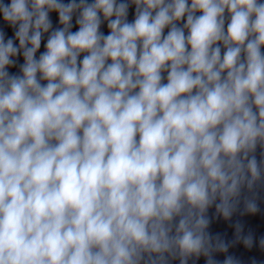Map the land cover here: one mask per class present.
I'll list each match as a JSON object with an SVG mask.
<instances>
[{"label":"clouds","instance_id":"clouds-1","mask_svg":"<svg viewBox=\"0 0 264 264\" xmlns=\"http://www.w3.org/2000/svg\"><path fill=\"white\" fill-rule=\"evenodd\" d=\"M0 18V264H242L264 0H0Z\"/></svg>","mask_w":264,"mask_h":264}]
</instances>
